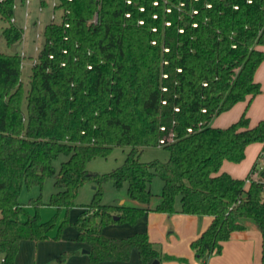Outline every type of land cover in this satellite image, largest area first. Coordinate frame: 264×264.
<instances>
[{"label": "trees", "instance_id": "16d2710c", "mask_svg": "<svg viewBox=\"0 0 264 264\" xmlns=\"http://www.w3.org/2000/svg\"><path fill=\"white\" fill-rule=\"evenodd\" d=\"M14 3L0 0L11 47L0 51L1 264L15 263L23 240H49L55 229L61 238L67 225L88 245L91 264L128 261L134 250L149 263L161 257L147 232L102 234L110 224L136 225L148 211L211 216L191 242L204 263L222 253L233 232L253 224L262 234L264 264V169L253 177L257 161L245 179L221 172L224 161L239 163L248 145L264 143V119L251 126L245 111L228 127L212 125L238 102L264 93L255 80L264 61V0H58L61 20L45 25L36 63L26 72L13 51L23 36L11 22ZM115 146L131 147L123 164L107 174L88 169ZM146 147H163L169 157L141 161ZM61 154L68 158L57 171ZM155 176L164 184L152 207ZM48 177L57 191L47 203L32 198L30 213L20 201L23 188L41 187ZM107 179L118 188L127 183L138 205L103 204ZM86 183L96 193L70 223ZM44 205L56 209L47 221Z\"/></svg>", "mask_w": 264, "mask_h": 264}, {"label": "crops", "instance_id": "0c3cea01", "mask_svg": "<svg viewBox=\"0 0 264 264\" xmlns=\"http://www.w3.org/2000/svg\"><path fill=\"white\" fill-rule=\"evenodd\" d=\"M37 2L39 6V0ZM49 3L50 2L48 0V6H46L45 10L49 7ZM37 16L38 14L35 16L32 13L33 22ZM262 48L264 49V47ZM255 80L260 83L262 89L264 90V61L256 70ZM245 111L250 119L251 126L256 125L259 121L264 119V93L256 95L252 100L247 99L245 101L238 102L230 110L225 111L214 118L212 125L215 127H228L232 123L238 121ZM260 154L264 155V143H252L247 146L246 157L243 161L235 163L226 160L221 167V172H227L235 178L245 179L254 164L258 161ZM257 169L258 171L253 174L254 178H259L262 171V169L258 167ZM127 201L128 199H124L123 203L126 204ZM133 204L138 205L137 202H133ZM157 204H151V206L154 207ZM27 210L30 213H33L31 209ZM52 212L53 215L56 212L54 207ZM79 215H77V218ZM64 217L65 210L61 213L60 223L63 221ZM20 218L22 220L26 219L24 215ZM142 219L144 221L146 219H148V221L151 220V223L147 226L141 224L133 226L132 228H123L124 231L123 233H120L121 235H105L103 232L107 228H103L102 234L107 237L125 238L137 232H147L150 240L156 248H158L157 245L160 242L165 243L163 244V247L165 251H167L168 255L187 258L191 261L188 264H204L201 259L196 257L195 251L191 248V242L197 239L200 234L208 228L213 219L211 216L188 214L175 216L167 213L148 211L142 218L139 219V221ZM76 220H69V222L73 223ZM122 227L125 226L123 225L120 228H116L120 230ZM116 230L117 229L113 230V232L118 231ZM62 232L61 238L58 239L54 238L57 235V229H55L50 232L49 240L40 242L23 240L20 243V248L14 264H91L88 253V245L75 240L78 233L77 230H73L71 232L63 230ZM84 247L87 248L88 251L82 252V248ZM62 254H65L63 261L59 260V257ZM151 262L143 263L138 250H134L128 261L114 260L104 261L98 264H151ZM248 263L262 264V234L253 224H249L248 229L245 231L233 232L230 239L224 242L222 253L210 258L207 264ZM165 264L180 263L176 260H167Z\"/></svg>", "mask_w": 264, "mask_h": 264}, {"label": "rangeland", "instance_id": "374dc122", "mask_svg": "<svg viewBox=\"0 0 264 264\" xmlns=\"http://www.w3.org/2000/svg\"><path fill=\"white\" fill-rule=\"evenodd\" d=\"M38 0L33 1V4L30 7L31 12L33 15L36 16V14H39V11L37 10L38 7ZM53 0H49L50 5L49 7L45 10L44 13L41 14V24H34L32 16L31 18H26L25 17V11L26 8L23 5H20L19 8L15 12L16 16V22L14 24H17L20 28H23L25 25L28 26V29L24 31V35L22 36V39L19 43V45H16V50L19 51L21 54L22 51L26 53V57L23 59V63L25 66V72L27 69H29L30 65L32 64L33 60L36 59L38 51H36V48L41 47L43 45V31L45 25L51 21V15L55 13L56 15V22H59L61 20V15L59 12H56L51 7ZM9 25V22L4 20L0 14V51L1 52H10L11 47L7 43L5 37L2 34V30ZM38 34L40 36H38ZM23 80L27 81L26 76L23 75ZM131 150V147L129 146H115L111 150V153L107 157H97L93 159L89 164H88V169L94 172H98L99 174H107L112 172L114 169H116L118 166L123 164L125 161L127 154ZM169 157V152L163 148V147H146L143 149L141 153V161L147 162L151 161L154 159H160V160H166ZM67 156L64 154H61L55 161L54 165L56 167V170L59 171L61 163L65 160H67ZM257 178V177H256ZM163 180L159 176H155L152 184H151V189L152 192L154 193L153 201L152 204H157L161 200V193L163 190ZM101 190L103 193L102 197V203L106 205H121L125 204L123 203L124 199H128L126 205H134L132 199L129 197L128 194V185L125 183L121 188H118L115 186V183L112 179H107L101 184ZM57 191V188L55 186V178L54 177H48L45 179L43 185L40 186H33L31 188H28L27 186H24L20 201L22 203H26L27 209H31L34 213V207L29 205V202L32 198H38L41 197V199L44 202H49L52 195ZM96 193V185L93 183H86L83 186L80 187L77 197H76V203L77 206L73 207L70 212L68 219L70 221L76 220L77 215H79L82 211V206L89 204L92 202L94 195ZM175 207L179 209L181 207V202H180V197L178 196L176 199V204ZM42 213H41V218L43 221L49 220L53 216V207L49 205H44L41 207ZM172 215L175 216H183V213H174ZM142 218V217H141ZM179 221V220H178ZM172 222V221H170ZM180 222V221H179ZM151 223V220L148 221L146 219L145 221L142 219L138 221L136 225H132L129 223H114L111 225H108L104 228H107L104 230L105 235H121L120 233H123L124 229L123 228H132L133 226L141 225L144 224L145 226L149 225ZM122 227L120 230L116 227ZM117 229V232H113V230ZM63 230H66V232H71V231H76V229L72 225H67L64 227ZM63 233V232H62ZM116 233V234H113ZM127 236L126 234H124ZM118 237V236H117ZM124 237V236H122ZM163 242H160L157 247L158 250L160 251V259H158L160 264H165L167 260L165 259V256L168 255L167 251H165L163 247ZM88 251L87 248H82V252ZM213 256H217V254H214ZM212 256V257H213ZM211 257V258H212ZM156 259H154L151 264ZM210 260V259H209ZM180 264H188L191 261L188 260V262H180ZM209 262V261H208ZM207 262V263H208ZM204 263V262H203ZM204 263V264H207ZM249 264V263H248Z\"/></svg>", "mask_w": 264, "mask_h": 264}, {"label": "built area", "instance_id": "2783aa9c", "mask_svg": "<svg viewBox=\"0 0 264 264\" xmlns=\"http://www.w3.org/2000/svg\"><path fill=\"white\" fill-rule=\"evenodd\" d=\"M33 1L34 0H24L23 3H20L19 0H15L14 6H13L14 11L16 12V10L19 8V6L23 5L26 8L25 17L26 18H31L32 12L30 10V7L33 4ZM45 1L48 3V0H39V6L37 8V10L39 11V14H38L37 18L35 19V24L39 25V24L42 23L41 14L45 11V8H46V6L43 4ZM49 5H50V3H49ZM57 5H58V0H53L52 4H51L53 12H54V10H55ZM55 19H56V15H55V13H53L51 15V21H55ZM11 22H14V23L16 22V16L15 15L12 17ZM21 29L23 30V35H24V31L28 29V26L25 25ZM38 36H40V35L38 34ZM39 49H40V47L36 48V51H39ZM20 55H21V58H22L21 67H22V69H24L25 66H24V63H23V59H24V57H26V53L24 51H22ZM35 63H36V59L33 60L31 65H33ZM162 142H163V140H162ZM258 168L264 169V155L263 154L258 158ZM3 261H4V259L2 258V260H0V264Z\"/></svg>", "mask_w": 264, "mask_h": 264}, {"label": "water", "instance_id": "95a60500", "mask_svg": "<svg viewBox=\"0 0 264 264\" xmlns=\"http://www.w3.org/2000/svg\"><path fill=\"white\" fill-rule=\"evenodd\" d=\"M13 51H16V46L13 47ZM115 219H118V216H115ZM158 263H159L158 259H156V260L153 262V264H158Z\"/></svg>", "mask_w": 264, "mask_h": 264}]
</instances>
